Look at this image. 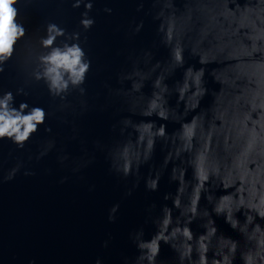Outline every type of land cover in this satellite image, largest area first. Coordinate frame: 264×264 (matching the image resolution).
Instances as JSON below:
<instances>
[{"label":"clouds","instance_id":"1","mask_svg":"<svg viewBox=\"0 0 264 264\" xmlns=\"http://www.w3.org/2000/svg\"><path fill=\"white\" fill-rule=\"evenodd\" d=\"M30 2L0 0V74L14 57L17 58L20 51L17 45L24 41L25 56L20 67L26 76L25 84L42 82L49 96L58 103L51 112L39 106L30 107L26 102L16 107L13 92L0 89V141L11 140L18 149L24 148L48 116H55L57 112L82 115L89 107L85 85L92 61L83 45L88 39L85 33L95 24V19L89 15L94 0H71L72 8L83 5L85 9L79 21L83 31L69 32L48 21L43 25L44 34L38 35L35 43L25 39L27 17L21 8ZM135 2L138 12L144 10L145 3L151 4L147 14L159 21V42L170 51L167 61L154 63L150 49L129 53V66L121 69L118 79L121 84L130 81L131 86L112 89L105 85L109 96L119 99L130 113L146 118L155 115L161 120H181L183 115L199 107L208 91L205 67H187L182 82H177L174 89L165 83L167 76L185 64L186 49L199 56L201 65L216 62L215 55L210 57L209 53L227 54L233 60H242L243 64H237V70L228 77L231 100L223 108L217 102L216 93L208 112L201 111L189 121H182L181 127L171 135L164 124L157 126L152 120L137 122L124 117L112 125L118 137L111 144L94 142L106 151L110 172L125 179L135 175L138 183L140 167L152 159L159 140L167 149L164 166L173 163L170 179L178 182L175 196L166 194L164 199L172 198L179 215L173 217V209L165 205L161 215L152 218L157 231L150 240L143 239L142 228L129 233L139 254L134 260L123 257V264H158L161 242L175 250L178 264H234L237 256L242 264H264V225L259 222L264 220V0H243V3L241 0H183L182 9L177 7L176 0ZM104 11L110 14L113 9ZM132 24L130 35L140 32L144 21L133 20ZM58 38L63 39L57 43ZM212 75L224 84L215 69ZM149 79H152L153 91L146 97L142 88ZM173 91L178 93L177 108L181 102L184 105L183 113L169 106L168 96ZM16 94L28 95V92L25 87H18ZM57 118L73 125L71 138L75 139V121L68 120L66 115ZM46 131L52 130L46 128ZM55 145V138L47 139L36 159L47 155ZM69 157L62 149L57 159L64 165ZM93 159L81 158L72 171L79 172ZM22 166V162H17L6 175L0 174V183L14 179ZM188 167L193 169L192 180L186 179ZM23 174L35 175L30 169H25ZM160 176L161 170H154L146 179V187L157 190ZM67 179L62 177L60 182ZM94 187L90 186L89 190ZM217 188H222L225 194L216 197ZM131 190L128 189L127 194H131ZM202 195L212 205L211 211L201 210ZM152 208L155 205L150 206L149 212ZM118 210L119 204L109 209V222L116 221ZM212 213L223 216L225 222L241 234L242 241L218 234ZM238 213L243 214V221ZM197 218L203 221L205 231L194 236L190 225ZM111 240L109 233L102 247L108 248ZM94 264H103L102 258L98 256Z\"/></svg>","mask_w":264,"mask_h":264},{"label":"water","instance_id":"2","mask_svg":"<svg viewBox=\"0 0 264 264\" xmlns=\"http://www.w3.org/2000/svg\"><path fill=\"white\" fill-rule=\"evenodd\" d=\"M176 5L182 9L183 0H176ZM21 8L27 17L25 26L28 36L25 39L32 43H35L38 35L44 34L43 25L48 21L59 24L69 32L83 31L79 21L85 9L83 5L72 8L71 0H31ZM105 8L113 9L112 13L105 12ZM150 8L151 4L145 3L144 10L138 12L135 0H94L89 15L95 19V24L85 33L88 39L83 45L92 61L85 85L88 109L82 115L57 112L55 116H48L23 149H18L11 140L0 141V174L6 175L17 162L23 165L14 179L0 183V264H29V261H35V264H94L98 256L103 264H123V257L134 260L139 254L136 245L129 239V233L142 228L143 239L150 240L157 231L152 218L161 215L165 205L173 209V217L179 215L172 198L164 199L166 194L175 196L178 182L170 179L173 163L164 166L167 149L161 141H157L152 159L140 167L138 183L135 175L125 179L110 172L106 151L98 148L94 142L99 140L102 144H111L118 137V132L112 131V125L124 117H131L137 122L152 120L157 126L164 124L166 132L171 135L181 127L182 121H189L201 111L208 112L215 102L216 93L217 102L223 108L231 100L228 77L243 61L233 60L227 54L209 53L210 57L215 55L216 62L201 65L199 56L186 49L185 64L167 76L165 83L174 89L177 82H182L187 67H205L204 80L208 91L199 107L183 115L181 120H161L155 115L146 118L130 113L119 99L109 96V88L105 85L112 89L131 86L130 81L121 84L118 74L122 68L129 66L128 55L133 51L150 49L153 63L168 60L170 50L159 42V21L153 20L152 14H147ZM133 20H143L144 26L140 32L130 35ZM60 39L63 38H58L57 43ZM23 44L24 41H21L17 45L20 50L17 58L14 57L6 71L0 74V89L13 92L16 107L26 102L30 107L39 106L46 112L54 111L58 101L49 96L42 82L25 84L26 76L20 67L25 56ZM213 69L224 81L223 85L215 80ZM18 87H25L28 95H17ZM152 91V79L146 80L143 94L150 97ZM177 98L175 91L168 96L170 107L177 108ZM177 111L183 113L182 102ZM62 115L75 121V139L71 138L73 125L62 123L57 118ZM46 128L52 131L48 132ZM49 138H55V147L47 155L36 159ZM62 149L70 156L64 165L57 159ZM89 157H94L92 163L82 167L79 172L72 171L81 158ZM25 169H30L35 175L25 176ZM154 170H161V176L157 190L152 191L146 187V179ZM62 177L68 179L61 183ZM192 177L193 169L188 167L186 179L192 180ZM133 184L136 186L133 187ZM92 185L95 187L90 191ZM128 189H132L131 194H127ZM214 194L219 197L225 191L217 188ZM114 204H119L117 219L109 222L108 212ZM152 205L155 208L149 212ZM200 208H208L209 211L212 208L203 195ZM237 215L241 221L244 220L242 213ZM212 219L218 234L242 241L241 234L232 229L223 216L212 213ZM259 222L264 225V220ZM202 223L200 218L191 223L194 236L205 231ZM109 233L112 240L109 247L104 248L102 242ZM157 260L158 264H178L177 253L164 242H161ZM234 264H242L239 256Z\"/></svg>","mask_w":264,"mask_h":264}]
</instances>
